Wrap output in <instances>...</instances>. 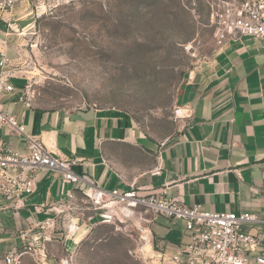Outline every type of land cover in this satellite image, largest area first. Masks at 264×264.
<instances>
[{
  "label": "crops",
  "instance_id": "obj_1",
  "mask_svg": "<svg viewBox=\"0 0 264 264\" xmlns=\"http://www.w3.org/2000/svg\"><path fill=\"white\" fill-rule=\"evenodd\" d=\"M24 11L19 5L0 20V51L6 50L13 63L20 29L27 27L17 22L26 19ZM9 23L19 31H11ZM13 83L16 92L0 96V107L24 125L25 134H12L0 126V148L26 152L27 136L38 137L54 154L77 160L72 170L80 180L68 181L61 171L40 169L35 191L17 207L0 199V264H6L9 252L24 251L29 242L44 263H58L48 256V247L71 250L78 242L77 232L96 216L90 213L79 223L82 217L77 215L67 223L64 209L78 202L81 194L90 197L99 188L108 193L134 188L139 195L199 204L203 210L264 215V45L260 40H230L183 77L175 108L186 113L184 125L164 142L146 135L120 109L89 106L68 111L33 102L29 107L19 99L26 82L16 76ZM48 218L56 220L54 227L48 231L37 227ZM65 225L70 232L62 230ZM263 230L262 225L251 228L253 233ZM148 231L154 264H164L162 256L178 254L191 239L185 220L153 213ZM249 264L257 263L252 259Z\"/></svg>",
  "mask_w": 264,
  "mask_h": 264
},
{
  "label": "rangeland",
  "instance_id": "obj_2",
  "mask_svg": "<svg viewBox=\"0 0 264 264\" xmlns=\"http://www.w3.org/2000/svg\"><path fill=\"white\" fill-rule=\"evenodd\" d=\"M223 1L22 0L27 17L17 22L27 27L19 32L16 74L39 107L120 109L146 135L167 141L184 125L186 113L175 108L180 82L219 47L211 17ZM79 198L64 209L67 223L96 216L71 250L48 247L56 264H154L152 212L112 198ZM39 252L24 253L18 264H46Z\"/></svg>",
  "mask_w": 264,
  "mask_h": 264
},
{
  "label": "built area",
  "instance_id": "obj_3",
  "mask_svg": "<svg viewBox=\"0 0 264 264\" xmlns=\"http://www.w3.org/2000/svg\"><path fill=\"white\" fill-rule=\"evenodd\" d=\"M22 0H0V20L12 12ZM217 43L222 47L233 39L250 37L260 40L264 45V0H226L212 13ZM9 29H19L9 23ZM15 64L6 50L0 51V96L16 92L13 78L17 76ZM19 99L27 106H32V99L26 91ZM0 126H5L12 134H25V127L14 115L0 107ZM27 151L22 152L8 147L0 148V199L10 206L17 207L25 196L36 188L37 174L40 169L61 171L68 181L78 182L80 177L72 166L76 159H69L54 154L38 137L27 136ZM95 203L109 198L135 207L143 205L154 215H163L173 219H183L190 232V241L178 254L166 258L162 263L181 264H249L253 259L257 264H264V230L253 233L251 228L264 226V215L255 212H225L203 210L201 205H187L156 195H139L133 188L128 191L119 189L105 192L96 189L90 196ZM56 225L53 218L38 222L37 227L48 231ZM25 236V235H24ZM47 238V237H45ZM36 247L29 242L22 252H9L6 264H18L19 258L26 252H36ZM62 264H70L64 260Z\"/></svg>",
  "mask_w": 264,
  "mask_h": 264
}]
</instances>
